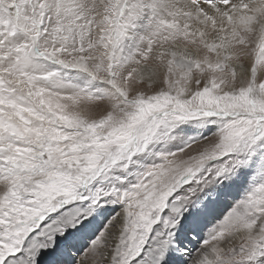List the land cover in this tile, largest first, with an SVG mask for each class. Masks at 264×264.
<instances>
[{"label":"snow or ice","instance_id":"snow-or-ice-1","mask_svg":"<svg viewBox=\"0 0 264 264\" xmlns=\"http://www.w3.org/2000/svg\"><path fill=\"white\" fill-rule=\"evenodd\" d=\"M0 264H264V0H0Z\"/></svg>","mask_w":264,"mask_h":264}]
</instances>
